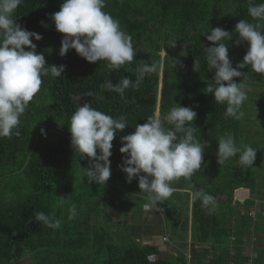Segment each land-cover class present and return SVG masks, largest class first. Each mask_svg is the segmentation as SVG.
<instances>
[{"label": "trees", "instance_id": "1", "mask_svg": "<svg viewBox=\"0 0 264 264\" xmlns=\"http://www.w3.org/2000/svg\"><path fill=\"white\" fill-rule=\"evenodd\" d=\"M260 2L264 0H256ZM62 3L24 0L14 14L23 28L42 35L33 43L43 53L46 66L65 68L60 77L50 73L42 77L40 91L21 117L19 136L0 137V264H188L181 251L157 256L161 251L156 243H143L133 233L132 225L142 221L134 213H148L149 208L164 220L169 241L189 236V264H264V193L259 196L257 190L264 182L257 181L254 163L246 168L239 164V154L218 163L219 138L230 135L240 147L244 134L240 119L225 116L226 105L217 104L206 90V84L213 82L214 69L209 70L203 48L213 46L206 39L211 28L232 32L240 19L257 22L248 15V0H106L104 11L119 20L136 52L131 64L119 70L110 69L104 60L89 63L74 49L59 55L63 34L55 30L50 17ZM237 38L234 35L227 42L229 58L237 50L243 55L247 52V42L237 46ZM197 60L199 67L194 64ZM144 63L160 68L146 74L138 90L127 89L122 99L103 89L105 81L115 85L122 76L135 81V69ZM234 80L239 82V78ZM85 102L113 118L124 115L127 120L125 130H118L112 141L111 176L104 185L87 182L85 168L93 161L71 146L69 120ZM175 104L197 113L192 124L198 128V139L207 142L204 164L190 178L173 181L176 191L170 198L149 204L138 179L128 183L120 168L126 155L119 151L121 137L156 112L163 116ZM87 184L94 185L90 191L96 200L86 216L80 204ZM239 187L249 189L243 202L233 199ZM200 189L216 198L215 212L210 214L199 199L190 201V193ZM112 192L120 198L117 223L108 212ZM73 205L77 214L69 219ZM253 207L254 216L248 212ZM37 212L54 214L61 226L52 229L38 223ZM130 214L136 217L131 223L126 219ZM118 223L124 226L121 231Z\"/></svg>", "mask_w": 264, "mask_h": 264}, {"label": "clouds", "instance_id": "2", "mask_svg": "<svg viewBox=\"0 0 264 264\" xmlns=\"http://www.w3.org/2000/svg\"><path fill=\"white\" fill-rule=\"evenodd\" d=\"M23 3L24 0H0V137L5 138L19 136L21 117L40 91L42 77L49 73L53 77H60L65 68L64 65L46 66L43 53H38L33 43V40H41L42 35L26 30L16 22L14 14ZM105 7L106 0H63L59 11L50 17L55 30L63 34L60 56L74 49L87 62L104 60L113 70L131 64L136 56L132 37L121 28L118 19L104 11ZM247 12L256 23L240 19L232 32L220 27L211 28L206 39L213 46L203 47L208 68L214 69L213 82L206 84V90L217 104L226 105L225 116L235 119L244 115L241 108L248 98L243 82L248 73L240 69L250 66L253 72L264 74V2L248 0ZM234 35L238 37L235 41L237 46L241 42L248 44L246 54L235 67L229 58L227 43L233 40ZM194 64L200 66L198 60ZM159 68L156 63H144L135 69V81L129 76H122L115 85L107 80L102 87L123 99L127 89L138 90L146 74L156 73ZM234 78H240V82L237 83ZM196 117L193 108L175 104L163 116L156 112L145 123L137 124L133 132L121 137L122 147L119 151L126 155L120 168L126 173L128 183L133 178L138 179L139 190L147 194L149 204L170 198L176 191L172 182L181 177L190 178L204 164L207 142H201L196 136L198 128L192 124ZM126 127L124 115L113 118L93 108L89 102L80 104L73 112L68 125L71 146L74 151L93 161L90 167L85 168L88 183L104 185L109 180L112 141L117 131L123 132ZM41 134H44L43 129ZM256 152L257 149L249 145L237 147L230 135L218 140V163L239 154L241 166H253ZM198 199L210 214L216 211L214 196L203 189L190 193L192 203ZM69 213V219H75V205L69 209ZM34 219L52 229L61 226V221L54 214L37 212Z\"/></svg>", "mask_w": 264, "mask_h": 264}, {"label": "rangeland", "instance_id": "3", "mask_svg": "<svg viewBox=\"0 0 264 264\" xmlns=\"http://www.w3.org/2000/svg\"><path fill=\"white\" fill-rule=\"evenodd\" d=\"M232 47V46H230ZM231 57V62L232 65H237L239 62L242 61L244 55L242 53H240L239 50H237L234 54L230 55ZM240 71L248 73L247 79L244 80L243 82L246 84V88H247V100L243 103V106L241 108V111L244 113V115L240 118L241 121V129L244 135L241 136V140L242 142H244V145H249L252 146L254 148L257 149L256 152V159L254 161V174L257 178V181L262 184L264 182V74H258L252 71L251 67L249 66L248 68H244V69H240ZM239 82H240V78H239ZM61 126H58V129H60ZM78 173V172H77ZM79 175V174H78ZM80 178V177H79ZM76 179V178H75ZM91 184H87L84 188V201L81 202L80 207L82 209V211H84L87 213L88 211H91L92 208H94V200H96L94 197V195L92 194V192L90 191ZM94 188V187H93ZM87 191H86V190ZM258 190V194L259 196H261L260 194L264 193V187L257 188ZM113 193V192H112ZM111 193V195L109 196V204H110V209H109V216L112 222L117 223L119 221L118 217L116 216V214L118 213V207L120 205V198H119V194L117 192H114L113 194ZM248 197V196H247ZM233 199H238L237 196L234 194L233 195ZM256 202H258V198L255 199ZM260 201V200H259ZM105 203V202H104ZM104 205V204H102ZM101 205V207H102ZM128 210V208H126ZM255 208L253 207L252 209H250V211H248L249 213L254 210ZM130 211V210H128ZM128 211H125L126 213H130ZM135 212V211H134ZM133 212V213H134ZM255 212V211H254ZM181 214V213H180ZM92 215L94 216L95 214H93V210H92ZM134 215L138 218V219H145L147 218V214L144 213V211L140 213H134ZM151 215V213H150ZM159 214L153 213L152 214V218H150V227L152 229V231L154 230L157 233H159L160 229L158 227H154L155 224L158 225L160 224V216L158 218ZM134 216H132L131 214L129 216H127V220L130 221H134V219L136 218ZM99 219H101V217H99ZM124 219V218H123ZM104 222H102L105 226H107L105 220H103ZM131 223V222H130ZM152 223L154 226H152ZM135 224L137 225L135 230H133ZM134 225H132V231L134 232H138L140 233V238H145L144 240H147V238H149V236L147 235V230L145 229V224H140V223H135ZM111 224L109 223V226ZM114 226V225H113ZM141 226V227H140ZM124 226L120 225V223H118V230L121 231L123 229ZM167 227L169 228V225H167ZM129 239V235L128 233H126V236ZM143 240V239H142ZM163 240V238H162ZM156 239L153 241L155 242ZM116 242H120L122 243L123 241L121 240H116ZM169 249V248H168ZM166 252H170V251H166ZM165 251H161L159 253V257H164L166 254Z\"/></svg>", "mask_w": 264, "mask_h": 264}, {"label": "crops", "instance_id": "4", "mask_svg": "<svg viewBox=\"0 0 264 264\" xmlns=\"http://www.w3.org/2000/svg\"><path fill=\"white\" fill-rule=\"evenodd\" d=\"M238 189H243V190H245V191H248V193H249V189L248 188H242V187H240V188H238ZM235 200V199H234ZM240 201V200H239ZM150 210H148V213L146 212V214H147V218H145V219H142V221L141 222H139L140 224H145L144 226H145V229L147 230L146 232H147V235L149 236V238H147V240H144L145 238H140V236L142 235H140V233H138V232H134L133 231V233L136 235H138L139 236V239L143 242V243H156L158 246H159V248H160V251H172V250H169L168 249V247L170 246V245H173L178 251H181L182 253H183V255H184V253H188V257L187 256H185V258L187 259V263L189 264L190 263V249H191V247H192V242H191V240L189 239V236H188V238L187 239H183V238H172L170 241H169V236L167 235V233H166V230H165V222H164V220L162 219V217L160 216V215H158V218H159V216H160V224H158V225H156L155 224V226L153 225V223H152V226H154V227H158L159 229H160V231H159V233H157L156 234V232L153 230L152 231V229H151V227H150V218H152V214L153 213H156V214H158L157 213V211H155V210H153L152 208H149ZM255 210V209H254ZM150 213H151V215H150ZM149 216H150V218H149ZM136 224H135V226H134V228H133V230H135V228H136ZM141 227V226H140ZM165 236H168V240L166 239V240H162V238L163 237H165ZM143 239V240H142ZM156 239V241L155 242H153L154 240ZM163 241L164 242H167V244L166 243H163ZM250 252H252V251H250ZM166 254V253H165ZM158 256V255H157Z\"/></svg>", "mask_w": 264, "mask_h": 264}, {"label": "built area", "instance_id": "5", "mask_svg": "<svg viewBox=\"0 0 264 264\" xmlns=\"http://www.w3.org/2000/svg\"><path fill=\"white\" fill-rule=\"evenodd\" d=\"M238 190H240V189H236L234 191L235 192L234 194L237 196L238 199H242L243 200V199L247 198V196H248V192L247 191H245V190L242 189V191L238 193ZM237 193L239 195H237ZM254 211L255 210H252L249 214L252 215V216H254V214H255ZM262 214L264 215V210L262 211ZM163 239L166 240L167 238L166 237H163ZM231 239H233V237H231ZM230 251H232V248H230ZM184 255L188 257V253L187 252L184 253ZM248 264H250V263L248 262Z\"/></svg>", "mask_w": 264, "mask_h": 264}, {"label": "water", "instance_id": "6", "mask_svg": "<svg viewBox=\"0 0 264 264\" xmlns=\"http://www.w3.org/2000/svg\"><path fill=\"white\" fill-rule=\"evenodd\" d=\"M240 202H243L242 200ZM169 250H172L173 252H179L173 245H170Z\"/></svg>", "mask_w": 264, "mask_h": 264}, {"label": "bare ground", "instance_id": "7", "mask_svg": "<svg viewBox=\"0 0 264 264\" xmlns=\"http://www.w3.org/2000/svg\"><path fill=\"white\" fill-rule=\"evenodd\" d=\"M238 194V193H237ZM239 195V194H238Z\"/></svg>", "mask_w": 264, "mask_h": 264}]
</instances>
